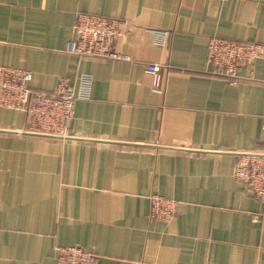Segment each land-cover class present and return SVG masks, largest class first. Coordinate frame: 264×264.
Returning a JSON list of instances; mask_svg holds the SVG:
<instances>
[{
	"label": "crops",
	"instance_id": "1",
	"mask_svg": "<svg viewBox=\"0 0 264 264\" xmlns=\"http://www.w3.org/2000/svg\"><path fill=\"white\" fill-rule=\"evenodd\" d=\"M79 13L123 21V58L68 52ZM213 36L261 55L223 75ZM0 65L49 94L90 76L70 138L0 108V264L71 245L95 264H264V205L234 177L237 153L264 150V0H0ZM152 195L177 202L169 220Z\"/></svg>",
	"mask_w": 264,
	"mask_h": 264
},
{
	"label": "built area",
	"instance_id": "2",
	"mask_svg": "<svg viewBox=\"0 0 264 264\" xmlns=\"http://www.w3.org/2000/svg\"><path fill=\"white\" fill-rule=\"evenodd\" d=\"M74 31L68 52L81 57L123 58L115 48V42L125 33L122 20L96 13H79ZM261 51L257 43L213 36L209 41L208 61L217 72L239 78L240 70L258 58ZM32 78L30 69L0 65V108L23 112L28 134L61 139L72 137L75 102L89 97L90 76H81L78 92L68 78H61L56 92L50 94L32 88ZM0 131H4L1 125ZM234 177L264 205V150L237 153ZM150 198L152 218L169 220L176 213L177 202L159 195ZM98 258V254L79 245L57 247L56 264H95Z\"/></svg>",
	"mask_w": 264,
	"mask_h": 264
}]
</instances>
